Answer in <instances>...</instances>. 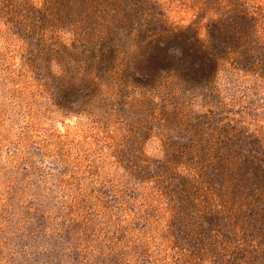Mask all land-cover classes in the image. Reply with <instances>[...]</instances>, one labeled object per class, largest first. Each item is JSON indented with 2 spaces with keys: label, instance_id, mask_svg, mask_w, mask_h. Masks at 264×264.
I'll list each match as a JSON object with an SVG mask.
<instances>
[{
  "label": "rangeland",
  "instance_id": "374dc122",
  "mask_svg": "<svg viewBox=\"0 0 264 264\" xmlns=\"http://www.w3.org/2000/svg\"><path fill=\"white\" fill-rule=\"evenodd\" d=\"M0 264H264V0H0Z\"/></svg>",
  "mask_w": 264,
  "mask_h": 264
},
{
  "label": "trees",
  "instance_id": "16d2710c",
  "mask_svg": "<svg viewBox=\"0 0 264 264\" xmlns=\"http://www.w3.org/2000/svg\"><path fill=\"white\" fill-rule=\"evenodd\" d=\"M218 179H219V177L216 180H218Z\"/></svg>",
  "mask_w": 264,
  "mask_h": 264
}]
</instances>
